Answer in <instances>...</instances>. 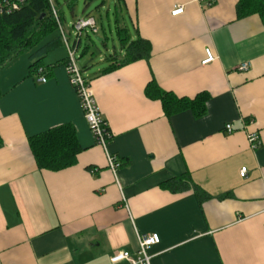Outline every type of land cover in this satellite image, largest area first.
Wrapping results in <instances>:
<instances>
[{
	"label": "crops",
	"instance_id": "obj_1",
	"mask_svg": "<svg viewBox=\"0 0 264 264\" xmlns=\"http://www.w3.org/2000/svg\"><path fill=\"white\" fill-rule=\"evenodd\" d=\"M120 2L130 39L151 53L103 75L108 65L93 75L83 67L111 135L106 153L69 84L63 46L44 56L40 76H29L28 57L0 69V264H111L116 252L134 257L147 234L159 237L151 264H264V24L237 19L238 0ZM175 6L184 11L173 17ZM207 48L216 59L202 65ZM150 82L178 98L208 94L205 115L166 118L144 94ZM63 125L76 131V164L38 170L28 140ZM185 176L188 189L161 188Z\"/></svg>",
	"mask_w": 264,
	"mask_h": 264
},
{
	"label": "trees",
	"instance_id": "obj_2",
	"mask_svg": "<svg viewBox=\"0 0 264 264\" xmlns=\"http://www.w3.org/2000/svg\"><path fill=\"white\" fill-rule=\"evenodd\" d=\"M50 1L52 6L48 0H25L17 11L0 14V69L13 59L27 53L28 60L31 62L29 76H40L39 71H43L40 64L44 56L63 46L51 7L54 8L57 19L62 24V8L65 7L73 12L78 0ZM93 1L95 0H84V3L90 4ZM120 1H115V6L118 7V13L123 14ZM252 15L258 16L264 24V0H238L237 19ZM121 22L115 20V30L123 55L119 56L115 53L109 55L105 59L108 67L101 71L102 75L139 60H148L150 56L149 42L141 38L131 40L128 27ZM85 50L86 48H83L82 56ZM61 63L66 64V59ZM81 70L83 72V69ZM144 94L148 99L160 102L166 118L184 111H190L196 118H200L205 115L206 103L209 100L206 93H200L193 99L178 98L170 92L162 91L154 82L146 85ZM28 149L38 170L50 172H59L73 167L76 164V156L81 152L76 131L71 125L59 126L30 138ZM188 183L187 176L173 178L163 183L161 188L170 192L184 191L189 188Z\"/></svg>",
	"mask_w": 264,
	"mask_h": 264
},
{
	"label": "built area",
	"instance_id": "obj_3",
	"mask_svg": "<svg viewBox=\"0 0 264 264\" xmlns=\"http://www.w3.org/2000/svg\"><path fill=\"white\" fill-rule=\"evenodd\" d=\"M48 1L52 6L51 1ZM196 1L200 4L203 2V0ZM24 3L25 0H0V14H10L14 11H17ZM211 4L212 2H209L206 5L210 6ZM51 11L54 19L56 20L62 45L66 51L65 71L68 77L69 84L77 96L84 119L89 127L94 143L100 146L106 153V148L109 140L111 139V135L108 131L105 121L102 119L99 113L96 101L90 88V81L84 76L82 70L77 65L76 56L77 48L79 46L78 43L82 36V32L88 30L93 35L98 34L99 29L97 27L96 21L92 16H86L83 18H79L75 22H73L71 26L73 30V42L70 44L68 34L63 29L62 24L58 21L53 7H51ZM183 11V6H175L170 12V15L175 17L181 15ZM204 55L205 59L201 62L202 65L209 64L216 59L212 51L208 48L204 50ZM249 70V64H241L237 68V71L239 72H247ZM39 73L41 74L40 71ZM38 79V82L44 83L46 81L45 77L43 76L39 77ZM225 131L226 133H230L232 131L231 126L226 125ZM248 142L252 150H256L260 146L258 137L255 135L249 136ZM106 156L108 166L114 172L119 165L118 163H116V160L113 157L107 154ZM244 175L245 169H241L240 176L243 177ZM158 243L159 237L157 234L137 236L138 248L134 257L131 256L128 252H116L110 257L109 261L111 264H117L120 262H126L127 264H151V256L149 255V250L151 247L157 245Z\"/></svg>",
	"mask_w": 264,
	"mask_h": 264
},
{
	"label": "rangeland",
	"instance_id": "obj_4",
	"mask_svg": "<svg viewBox=\"0 0 264 264\" xmlns=\"http://www.w3.org/2000/svg\"><path fill=\"white\" fill-rule=\"evenodd\" d=\"M117 9L118 7L115 6L114 0H95L90 4H85L84 0H78L73 12H70L65 7L62 8V27L68 34L70 44L73 42V30L71 27L73 22L86 16H92L96 21L99 29L98 35H93L88 30L82 32L79 49H77L76 53L77 65L81 69L85 67V73L88 75H93L99 70L105 68L108 65L105 59L109 55L114 53L117 55L119 54L120 47L116 36L115 20L120 22L122 17L124 16V18H126V16L118 13ZM118 15L122 17H118ZM125 23L130 32H132L127 18L125 19ZM96 38L101 39V41H97ZM85 47H87V51L83 56H81L82 50ZM62 48L60 47L57 50L63 51ZM27 57V53L22 54L17 57L19 58L17 60H20L21 58L27 59Z\"/></svg>",
	"mask_w": 264,
	"mask_h": 264
},
{
	"label": "water",
	"instance_id": "obj_5",
	"mask_svg": "<svg viewBox=\"0 0 264 264\" xmlns=\"http://www.w3.org/2000/svg\"><path fill=\"white\" fill-rule=\"evenodd\" d=\"M96 40H97V41H99V42L101 41V40H100V39H98V38H96Z\"/></svg>",
	"mask_w": 264,
	"mask_h": 264
}]
</instances>
